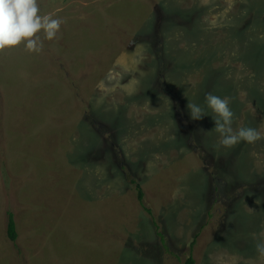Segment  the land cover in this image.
Here are the masks:
<instances>
[{
  "label": "rangeland",
  "instance_id": "rangeland-1",
  "mask_svg": "<svg viewBox=\"0 0 264 264\" xmlns=\"http://www.w3.org/2000/svg\"><path fill=\"white\" fill-rule=\"evenodd\" d=\"M37 3L56 37L0 49V264H264V0ZM208 94L262 138L222 146Z\"/></svg>",
  "mask_w": 264,
  "mask_h": 264
},
{
  "label": "clouds",
  "instance_id": "clouds-1",
  "mask_svg": "<svg viewBox=\"0 0 264 264\" xmlns=\"http://www.w3.org/2000/svg\"><path fill=\"white\" fill-rule=\"evenodd\" d=\"M38 12L37 0H0V49L24 41L29 51L38 52L43 47L40 36L36 35L38 32L43 30L48 40L56 37L62 21L49 15L41 16ZM205 103L214 114V127L222 146L232 147L241 141L253 143L262 138L260 132L251 127L233 129L234 113L228 98L208 94ZM186 107L192 120H203L208 115L205 108L196 103L189 102ZM256 251L264 256V242L256 244Z\"/></svg>",
  "mask_w": 264,
  "mask_h": 264
},
{
  "label": "trees",
  "instance_id": "trees-1",
  "mask_svg": "<svg viewBox=\"0 0 264 264\" xmlns=\"http://www.w3.org/2000/svg\"><path fill=\"white\" fill-rule=\"evenodd\" d=\"M130 182L132 185H134V188L137 191V199L140 202H142L143 201V192L140 188L139 183H136V180H134V179H131ZM145 209L150 212V210L148 208H145ZM6 233H7L8 238L11 241H15L17 239L16 223L14 221V216L11 212L8 213ZM182 264H195V260H194L191 253L184 259Z\"/></svg>",
  "mask_w": 264,
  "mask_h": 264
}]
</instances>
